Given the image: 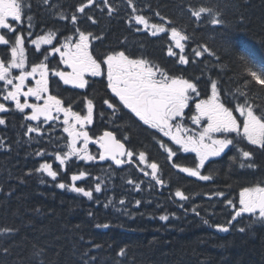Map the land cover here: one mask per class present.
I'll list each match as a JSON object with an SVG mask.
<instances>
[{
	"label": "trees",
	"instance_id": "trees-1",
	"mask_svg": "<svg viewBox=\"0 0 264 264\" xmlns=\"http://www.w3.org/2000/svg\"><path fill=\"white\" fill-rule=\"evenodd\" d=\"M31 1L37 24L31 29L20 27L24 35L29 31L33 35L51 31L67 37L79 27L98 37L92 42L93 54L98 58L125 51L132 58L150 61L169 75L195 83L198 99L210 95L211 84L216 83L226 106L234 107L247 99L258 113L264 110V87L251 80L247 69L238 62V55L226 52L221 45L222 34H226L232 53L243 51L264 64V0H108L111 14L103 0H94L84 13L76 10L87 0H28V4ZM201 7L218 12L222 24L213 25L211 15L201 14L198 20L190 14ZM73 14L78 17L75 26L70 19ZM134 14L145 16L149 24L163 23L161 17L170 19L172 26L188 37L183 43L189 63L180 64L178 55H168L173 45L170 33L152 36L134 21L130 25ZM61 16L68 17L64 25L54 21ZM137 27L141 30L137 31ZM10 35L6 38L11 44L13 34ZM10 44L3 49L5 63L9 61ZM203 47L216 55L205 52L196 57L194 51ZM45 55L29 48L28 69L45 62ZM52 61L49 57L46 61L50 68H54ZM49 80L51 94L61 98L65 107L71 105L73 111L83 114L85 96L94 101L90 136L112 131L136 155L132 163L116 168L101 162L98 148L92 146L90 154L96 159L86 161L73 156L60 166L53 146L62 144L63 150L67 149L62 127L47 126L40 137L36 132L27 133L31 125L26 115L30 111L21 113L14 103H5L7 112L0 116L4 120L0 124V264H264V224L254 223L245 215L238 218V223L233 222L227 233L214 227L231 219L233 209L227 200L237 203L243 187L264 181V149L237 138L239 142L231 150L205 162L201 175L210 179L201 180L173 167V163L194 167L195 153L181 151L170 161L159 141L174 149L178 146L119 107L104 77L89 78L85 89L58 87L56 77L50 76ZM4 88L0 81V102ZM105 99H112L118 111L113 113L103 103ZM193 107L186 110L183 121L189 128H195L187 118ZM239 149L252 153L251 160L245 163L254 167H240ZM140 151L146 152L148 163L158 164L163 184H157L151 178V169L139 162ZM45 161L54 169H66L57 181L36 171ZM80 171L86 176L76 184L92 190L91 199L55 186L59 182L71 185V175ZM97 183L100 192L94 190ZM177 189L189 199L175 197ZM161 216L168 219L161 220ZM240 227L245 232H239Z\"/></svg>",
	"mask_w": 264,
	"mask_h": 264
},
{
	"label": "snow or ice",
	"instance_id": "snow-or-ice-1",
	"mask_svg": "<svg viewBox=\"0 0 264 264\" xmlns=\"http://www.w3.org/2000/svg\"><path fill=\"white\" fill-rule=\"evenodd\" d=\"M108 7L109 14L112 8L108 5V0H103ZM94 0H87V4H81L77 12L84 13L85 8L92 5ZM30 11L28 0H0V33L7 30L13 34L10 41L5 34H0V45L10 44V60L5 63L0 61V81L3 82L6 94L3 95L4 101H12L15 108L24 113L30 109V114L26 115L29 121H50L59 119L62 114L63 132L67 133L69 138V151L62 156L55 154V160L60 166L65 165L69 156H77L81 160L91 161L96 159L89 153V144L98 146V159L100 161L111 160L115 165L120 166L125 163H132V158L136 155L133 151L126 149L125 143L117 139L112 131H104L100 136H90L88 126L93 123L95 104L92 99L84 97V112L73 111L71 105L65 107L64 101L50 92L49 77H58L64 85H71L74 88L85 89L89 85V77H104L107 81V88L111 91L112 97L118 101L119 107L127 109L131 116L142 122L143 125L155 130L156 133L167 137L177 148L169 147L163 140L159 141L160 147L167 153V158L171 161L177 156L178 152L195 153L196 162L194 167L182 166L173 163V167L182 173H187L192 177H199L201 180H209L207 175H201V169L210 157H219L226 150H231L240 140L247 141L248 144L259 146L264 149V110L257 112L245 99L242 103L238 102L234 107L226 106L222 101L218 86L211 84V93L206 98L198 99L200 93L195 83L182 76L169 75L166 71L152 64L143 58H132L126 55L125 51H113L102 58L93 54L92 42L98 37L92 33L82 31L75 27L71 36L64 38L59 46L53 41L56 40V34L49 32L47 35H40L31 40L35 50H40L42 45H50L51 49L48 55H59V63L64 67L50 68L46 62L48 55L44 56V61L33 64L30 70L27 66L25 37L22 32H18L16 25L20 27L31 28V16L26 15ZM133 13L135 9L133 8ZM192 16L198 20L201 14L211 15L213 25H221L222 21L218 18L219 13L211 8L201 7L198 11H191ZM159 16V13L156 14ZM61 19H68L61 16ZM71 22L75 26L77 15L71 16ZM89 19H92L89 17ZM163 23H151L143 15L134 14L130 18V25L133 23L143 26L144 29L151 28V35L170 33L171 41H174V47L179 49V53L168 48L169 56H177L180 64L189 63L184 54L185 43L188 39L168 18L161 17ZM27 20V25H25ZM137 31L141 29L137 27ZM31 36V31L28 32ZM221 45L224 50L230 54L238 55V62L246 69L247 74L255 84L264 87V64L257 63L250 55L241 51L238 54L232 53L231 44L226 34H222ZM216 55L207 47L201 51H194L196 57H201L203 53ZM18 69V75H12V70ZM34 81L29 84V81ZM10 86V87H9ZM26 89V90H25ZM21 97L24 98L21 102ZM29 98H34L33 103H29ZM109 109L115 113L118 111V105L112 99L103 101ZM193 105L192 114L187 118L195 128L186 127L183 121L186 118V110ZM6 111L4 103H0V112ZM238 114V115H237ZM4 120L0 119V124ZM39 127H29L27 133L38 132ZM26 133V134H27ZM234 134V135H233ZM127 139V137H125ZM82 142V147L77 148V143ZM242 159L240 167H254L250 161L252 153L239 149ZM36 155L42 156L43 152H37ZM127 158V159H125ZM236 160V157L232 158ZM138 160L141 164H146L151 169V178L157 184H163L164 181L158 175V164L156 162H147V154L144 151L138 153ZM37 172L46 174L52 181H57L61 171L66 169H54L53 164L45 161L36 169ZM144 175L149 172L144 171ZM86 173L80 171L78 174H72L70 177L71 185L63 182L55 186L60 189H68L77 194H82L89 199L93 196V191L85 187L77 186L76 182L85 178ZM131 183V181H129ZM139 188V185H136ZM96 192L101 191L99 183L95 185ZM223 196V193H219ZM175 197L181 201L189 199L185 193L179 189L175 192ZM123 204L124 201L119 202ZM140 202L137 201V205ZM227 204L232 207L233 213L227 224H216L215 229L218 232H229L234 226L233 222L238 223V218L246 214L255 222L264 224V181L257 182L253 186L243 187L239 192L238 202L227 200ZM183 206V205H181ZM195 212V208H193ZM197 215L199 213H196ZM161 220H167V216H161ZM208 223L207 220L204 221ZM107 227V225H104ZM244 227L238 229L239 232H245ZM123 254V251L120 253Z\"/></svg>",
	"mask_w": 264,
	"mask_h": 264
},
{
	"label": "flooded vegetation",
	"instance_id": "flooded-vegetation-1",
	"mask_svg": "<svg viewBox=\"0 0 264 264\" xmlns=\"http://www.w3.org/2000/svg\"><path fill=\"white\" fill-rule=\"evenodd\" d=\"M26 15L28 16H31L32 19H31V25H36L37 24V20H36V14H34V3L31 1V5H30V11H27L26 12ZM54 21H56L57 24L59 25H64L66 22H67V19H61V18H55ZM25 25H27V20H25ZM16 26H19V24H17ZM5 33L7 36H11L10 34L7 33V30H5ZM0 34H4V33H0ZM40 36V35H39ZM39 36H36V37H33L32 39H36L38 38ZM66 36H59V35H56V40L53 41V43L56 45V46H59V43H62L64 41V38ZM96 37V36H94ZM31 39V40H32ZM31 40L28 42V48H32L34 52H36L34 46L31 44ZM97 40V39H96ZM3 49H4V45H0V61H3ZM48 50L50 51L51 49V46L50 45H42L41 46V51H44L46 54H48V52H46L45 50ZM39 50V51H40ZM50 56V59L53 60L52 61V65L54 68H61L63 69V65L59 63V55L56 54V55H48ZM18 70H14L13 73L16 74ZM57 80H56V84L58 87H63V82L62 81H59V78L56 77ZM91 78V77H89ZM95 78H100V77H95ZM102 78V77H101ZM106 80V78H105ZM50 81V80H49ZM107 82V81H106ZM34 83V81H32V84ZM65 87H68L67 85H64ZM60 117H62V114L60 115ZM59 117V118H60ZM41 128H44L47 126V122H45L43 120V117H41ZM51 121V120H50ZM59 120H54V125H60V123L58 122ZM63 125V124H61Z\"/></svg>",
	"mask_w": 264,
	"mask_h": 264
},
{
	"label": "rangeland",
	"instance_id": "rangeland-1",
	"mask_svg": "<svg viewBox=\"0 0 264 264\" xmlns=\"http://www.w3.org/2000/svg\"><path fill=\"white\" fill-rule=\"evenodd\" d=\"M150 31H151V28H150ZM4 94H6V92L4 91ZM167 138V137H166ZM167 139H169V138H167ZM80 147H82V142H78L77 143V148H80ZM66 152H68V151H66ZM66 152H62L61 153V151H58V153H60L62 156L64 155V153H66ZM71 157H73V156H69L68 158H67V160L68 159H70ZM58 162V161H57Z\"/></svg>",
	"mask_w": 264,
	"mask_h": 264
},
{
	"label": "water",
	"instance_id": "water-1",
	"mask_svg": "<svg viewBox=\"0 0 264 264\" xmlns=\"http://www.w3.org/2000/svg\"><path fill=\"white\" fill-rule=\"evenodd\" d=\"M90 144H92V143H90ZM126 147V146H125ZM127 149V148H126ZM107 161H110L114 166H116V167H121L122 165H120V166H117V165H115L114 164V162L113 161H111V160H107ZM247 215V214H246Z\"/></svg>",
	"mask_w": 264,
	"mask_h": 264
}]
</instances>
